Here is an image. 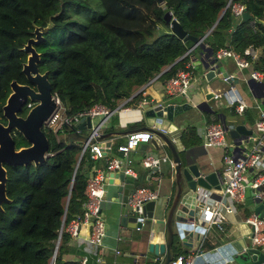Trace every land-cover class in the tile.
I'll use <instances>...</instances> for the list:
<instances>
[{
    "label": "trees",
    "instance_id": "1",
    "mask_svg": "<svg viewBox=\"0 0 264 264\" xmlns=\"http://www.w3.org/2000/svg\"><path fill=\"white\" fill-rule=\"evenodd\" d=\"M228 1L0 0V108L9 83L25 81L27 54L21 48L36 26H48L35 45L38 68L47 72L51 92L68 104L70 114L96 103L112 109L128 97L138 102L141 86L153 79L164 83L184 65L196 42L172 32L167 11L187 35L203 37L214 52L229 48L259 69L261 56L255 60L248 50L264 52V0ZM238 1L250 19L236 20L232 4ZM45 134L49 155L43 162L6 164L10 201L0 211V264H49L62 223L83 209L88 177L105 167L104 157L92 159L89 150L81 155L79 142L58 141L48 128ZM70 237L62 230L55 264H78L61 257Z\"/></svg>",
    "mask_w": 264,
    "mask_h": 264
},
{
    "label": "water",
    "instance_id": "2",
    "mask_svg": "<svg viewBox=\"0 0 264 264\" xmlns=\"http://www.w3.org/2000/svg\"><path fill=\"white\" fill-rule=\"evenodd\" d=\"M162 2V0H158ZM166 19L169 21L170 28L183 41L191 40L199 42L202 38L189 36L182 29L180 24L172 17V11L165 13ZM243 20L250 19V14L247 10L242 13ZM47 27L36 26L33 31V36L29 37L23 47V52L27 54L26 61L22 65V72L28 82L35 86V89L29 85L18 84L15 80L10 82L12 92L7 98V103L3 106L4 115L7 118V125L0 123V209L2 202H9L6 196V169L4 164L8 165H34L43 162L49 155V143L45 132L42 130L44 121H46L53 111L56 109V102L52 98L51 84L47 77V72H39L38 61L40 53L35 49V45L43 40V33ZM217 69H210L205 66L203 77L206 81L214 79L224 80L228 72L224 70L221 61L217 62ZM172 65V64H171ZM171 65L162 70L164 72ZM161 72V73H162ZM160 73V74H161ZM234 85L238 79L232 76L227 80ZM254 80H247L250 84ZM264 85V84H262ZM199 98L202 102H198ZM217 98L213 91H199L190 97L188 101L178 104L173 98H164L162 101H148L138 105V110L141 112L139 119V130H146L152 133L149 141H141L139 143L150 142L153 150L159 149L158 138H161L170 150L174 171L171 170L173 179V190L169 196L160 197L157 201H148L142 206V211L133 208L128 199L134 186L138 184L136 180L127 178L124 180V175L121 173V179L118 180L115 195L118 203L115 209V218L118 226L122 230H128L130 238L142 240L147 243V252L154 256H162L160 264H167L174 255V245L183 244L185 246L193 245V240L196 237H202L206 231V223L209 222L210 212L204 209V205L211 199V195H204L205 190L211 187L219 189L221 187V173L209 169L208 164L199 162V157L185 150L182 157L179 154L180 148L176 143V137L172 133L179 131L177 123L184 121L182 112L189 111L192 107L197 109H210V101ZM28 99L35 101L33 107L27 112L24 118L18 117L16 113L21 109ZM92 121L89 116L80 117L71 125H65L64 128L68 131V143L86 142L89 139V132L82 134L81 131L90 130ZM14 128L18 130L23 137L29 142V146L25 148L15 149L14 141L10 135V130ZM242 124L235 125L230 129L232 137L239 134L249 133ZM167 133L169 135H167ZM109 133H102L96 139L108 137ZM93 141V138L91 139ZM111 141L106 142V146L110 147ZM109 151V150H108ZM149 175L153 172H159V166L147 168ZM116 182V181H115ZM245 199L248 203H254V212L261 215L264 211V202L262 197L257 193L251 192V183L245 187ZM166 215L164 210L168 206ZM166 217V218H165ZM161 225L165 227L164 241L154 240ZM87 238V236H86ZM58 238L56 245L52 248L53 254H56ZM197 247L196 243L194 245ZM237 253L234 254V260L239 264H264V251H260L253 246L246 244L239 245L236 243ZM144 257V253L140 255ZM136 263V260L135 262Z\"/></svg>",
    "mask_w": 264,
    "mask_h": 264
},
{
    "label": "crops",
    "instance_id": "3",
    "mask_svg": "<svg viewBox=\"0 0 264 264\" xmlns=\"http://www.w3.org/2000/svg\"><path fill=\"white\" fill-rule=\"evenodd\" d=\"M238 19L240 18H236V20ZM198 43L197 47L194 46L195 43L190 46L187 60L184 63L191 62L193 68L195 66L194 69L200 76L199 82L191 86L186 95H176L173 99L176 103L181 104L188 101V97L191 95L199 91L206 92L207 90L213 91L217 98L210 101V109L202 110L192 107L189 111L182 112L181 115L184 117V121L177 123L180 132L178 133L177 130L172 135L176 137L181 157L184 155L185 150H189L191 154L199 157V162L208 164L210 170L220 172L222 177L225 170L224 156L229 153L234 156H243L256 143L254 124L259 117V109H264V85H262L264 84V52L260 48H249L248 50L255 60L261 56L259 69H254L253 62L249 67L238 68L231 58H217L209 45L203 43L202 40ZM218 61H221L224 70L228 74H232L238 79L234 85L223 79H214L209 82L205 80L203 77V72L206 69L205 66L213 70L217 69L219 67ZM252 69L260 72L261 80L253 79L254 81L249 86L247 80L250 79L249 73ZM231 87L237 91L245 103V107L241 112H236L234 106L222 94L223 91ZM138 91L141 92V96L139 97L141 100H143V97L148 101H162L166 98L164 83L159 79L151 80L141 86L136 92ZM197 99L198 102H202L199 98ZM141 100L138 102H131L134 100H130L125 104L129 108L128 110H118L109 115L103 128V133H109L110 135L101 139L105 144L108 140L111 141L108 155L122 156V153L118 149H114V147L125 143L130 133L134 131H146L138 129L140 127L139 119L141 118L138 104L144 103ZM214 122L225 123L231 129L237 124H242L250 132L246 134L240 133L236 137L229 135L226 146H206L203 143L205 126ZM88 132L89 130L81 131L82 134ZM167 135L169 134L167 133ZM262 139V159L258 162L257 167L248 168L245 184L250 182L255 171L264 172V137ZM157 140L159 144L158 150H153L150 142L138 144L136 150L129 155L128 165L136 173V177L133 180H136L138 184L150 185L152 188H157L161 197H166L173 190L171 170L173 169L172 171H174V164L172 163L171 153L167 145L161 138ZM143 152L165 154L169 157L172 166L170 161L161 162L159 165L160 171L149 175L147 168L140 162ZM106 175L108 176H106V194L101 201V212L105 219V236L103 237L100 250L89 244L86 236L80 234L77 237H70L63 244L62 259L78 261L80 257L86 256L88 264H154L153 259L156 257V261L160 264L162 256L149 254L147 252V243L144 239L136 241L134 238H130L128 230H122L118 226L114 213L118 207V203L116 202L117 195L114 192L117 189V184L115 183L121 179V172L112 171ZM127 178L130 177L124 175V180H121L120 183L126 181ZM221 188L211 187L209 189L211 191L210 201L212 204L225 200V198L217 193ZM251 192L255 194L253 188H251ZM259 195L264 202V186L259 191ZM168 207L169 204L164 210V215H166ZM234 208V213L226 214L220 227L207 222L205 233L201 238L196 237L193 240V245L185 246L182 243L174 245L178 248L177 252L201 251V254L196 257L195 264H239L233 257L237 253L236 243L253 246L251 228L245 222V218L249 213L254 212L255 205L252 202L248 203L245 199L234 203ZM260 216L264 217V211H262ZM159 227L160 230L154 240L160 242L164 241L165 227L164 225ZM195 243L197 247L194 246ZM258 249L262 252L264 251V248L258 247ZM143 253L144 257H141L140 255ZM135 260L136 263H134Z\"/></svg>",
    "mask_w": 264,
    "mask_h": 264
},
{
    "label": "built area",
    "instance_id": "4",
    "mask_svg": "<svg viewBox=\"0 0 264 264\" xmlns=\"http://www.w3.org/2000/svg\"><path fill=\"white\" fill-rule=\"evenodd\" d=\"M231 0L228 1L230 3ZM245 10L241 2H234L232 4V12L235 18H241ZM198 44L196 42L194 46ZM189 49L186 53H189ZM217 58L229 57L238 68L249 67L251 61L240 56L235 51L229 48H220L215 52ZM195 68V66H194ZM192 63H184L179 66L175 71L166 78L164 82L165 95L168 98H174L176 95H186L188 89L199 82L200 76L196 73ZM232 74L224 77V80L232 78ZM249 77L254 80H261V74L257 70L252 69ZM228 99L229 103L234 106L236 112H241L245 107L244 101L240 98L239 94L233 87L222 92ZM216 96V95H215ZM52 98L56 102V109L50 117L44 121L45 128L51 129L56 133L58 141L68 143L67 130L65 125H71L80 117L89 116L92 125L89 130V139L86 142H81L82 155L86 150L90 152V158L98 159L104 157L105 167L98 168L92 173L85 185L86 200L83 203L81 213L72 217L67 224L61 225L58 233V241L60 240L62 230L67 232L72 237H77L80 234L87 236V241L92 246L100 250L103 237L105 236V219L101 212V201L106 194V174L112 171L121 172L131 179L136 177L135 171L128 165L129 155L136 150L139 142L149 141L152 133L149 131H134L127 137L125 143L118 145L117 149L122 153V156L108 155L109 147L106 146L104 141L98 138L103 133V128L107 122L109 115L118 110H128L125 106L131 100V97L124 98L118 102L115 108H110L105 104L96 103L89 108L81 109L74 113H68L69 106L63 103L56 93H52ZM143 97L141 102H145ZM140 102V103H141ZM30 105V103H28ZM139 105V104H138ZM230 126L222 122L209 123L205 126L203 135V143L206 146H226L227 139L230 135ZM254 137L256 143L252 146L251 150L244 153L243 156H234L231 153L224 156L225 170L221 177V190L217 191L225 200L218 201L215 204L209 200L204 205V209L210 212L209 223L216 226H221L226 214H233L235 211L234 203L245 200V187L251 183V188L260 191L264 186V172L255 171L252 175L250 182L246 183V175L248 168L257 167L258 162L262 159L263 152V137H264V109H259V117L254 124ZM93 138V141L91 139ZM170 161L169 157L165 154H154L152 152H143L140 162L146 167L159 166L161 162ZM172 166V163L170 161ZM108 177V176H107ZM204 195H211L210 190H205ZM161 194L157 188H152L150 185L137 184L134 186L130 193L128 203L137 208L139 212L142 211V206L148 201H157ZM245 222L251 228L252 245L256 248H264V217L259 216L255 212L249 213ZM57 241V239H56ZM59 243V242H58ZM56 245V244H55ZM58 247V244H57ZM201 254V251H188L179 252L174 254L167 264H195L196 257ZM55 255L52 253L49 264H55ZM156 257L153 259L154 264H158ZM78 264H88L86 256H82L78 260Z\"/></svg>",
    "mask_w": 264,
    "mask_h": 264
},
{
    "label": "flooded vegetation",
    "instance_id": "5",
    "mask_svg": "<svg viewBox=\"0 0 264 264\" xmlns=\"http://www.w3.org/2000/svg\"><path fill=\"white\" fill-rule=\"evenodd\" d=\"M39 72H41V71L39 70ZM23 74H24V73H23ZM24 76H25V75H24ZM16 82H17V81H16ZM17 83L20 84V85L26 84V85H29L30 87H32V88L35 89V86H34L33 84L29 83L26 77H25V81H24V82H21V83L17 82ZM8 88H9V89L6 90V91L8 92V93H7V96H6V99H5L4 103L1 104V108H0V110H1V114H0V123H1L2 125H4V126L7 125L8 120H7V118H6L5 115H4L3 106L7 103V102H6V101H7V98H8V96L10 95V93L12 92V88H11V86H10V83H9V85H8ZM28 103H30V105H28ZM34 104H35V101L28 99L23 105H21V109L16 113V115H17L18 117H22V118H24V117L26 116L27 112L33 107ZM44 129L46 130V128H45L44 125H43V126H42V130L45 132ZM10 135H11L13 141H14V147H15L16 150L19 149V148H25V147L29 146L30 143L27 142V140L23 137V135H22L18 130L12 128V129L10 130ZM20 138H23V139H24V141H25L24 144H25V145H24V144H23V145H18V140H19ZM4 167H5V169H6V164H4ZM5 184H6V183H5ZM5 190H6V188H5ZM6 196H7V195H6ZM5 203H7V202H2V203H1V208H2V209H0V211L3 210V204H5Z\"/></svg>",
    "mask_w": 264,
    "mask_h": 264
}]
</instances>
